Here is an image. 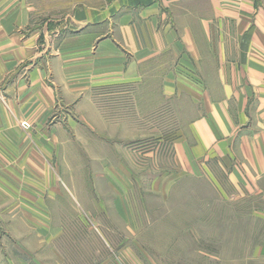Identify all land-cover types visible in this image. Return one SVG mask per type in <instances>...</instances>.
Returning <instances> with one entry per match:
<instances>
[{
  "label": "rangeland",
  "instance_id": "1",
  "mask_svg": "<svg viewBox=\"0 0 264 264\" xmlns=\"http://www.w3.org/2000/svg\"><path fill=\"white\" fill-rule=\"evenodd\" d=\"M76 1L39 0L40 22L24 34L39 33L44 14H73ZM65 33L35 65L55 92L50 113L33 117L30 92L9 101L0 86V129L13 127L8 155L20 157L0 165V264H264V198L233 182L221 157L197 168L178 159L176 144L202 108L163 96L172 60L145 66L143 82L81 93L88 80L62 79ZM62 60L72 72L77 61L94 66Z\"/></svg>",
  "mask_w": 264,
  "mask_h": 264
},
{
  "label": "crops",
  "instance_id": "2",
  "mask_svg": "<svg viewBox=\"0 0 264 264\" xmlns=\"http://www.w3.org/2000/svg\"><path fill=\"white\" fill-rule=\"evenodd\" d=\"M42 1V7L54 8L51 0ZM39 6V0H0V86L9 101L30 92L33 117L50 113L55 92L35 65L54 50L53 36L64 32L58 42L63 55L94 61L90 69L77 61L75 73L63 55L59 59L65 85L88 80L81 93L143 82L145 66L171 59L163 96L187 95L202 108L188 137L176 144L178 159L197 168L208 154L221 157L233 182L252 185L264 198V0H78L73 14H44L39 33L36 26L37 32L24 34L28 24L40 22ZM95 44L101 53L92 56ZM178 66L188 75H179ZM12 128L0 129V165L12 156L20 159L16 150L8 155Z\"/></svg>",
  "mask_w": 264,
  "mask_h": 264
}]
</instances>
